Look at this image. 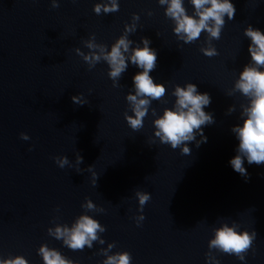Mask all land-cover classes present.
I'll use <instances>...</instances> for the list:
<instances>
[{"label": "water", "instance_id": "obj_1", "mask_svg": "<svg viewBox=\"0 0 264 264\" xmlns=\"http://www.w3.org/2000/svg\"><path fill=\"white\" fill-rule=\"evenodd\" d=\"M98 2L109 0H59L58 8L52 0H0V259L44 264L38 249L46 244L73 264H104L124 251L131 264H264V164L245 159L250 178L230 164L239 144L231 129L249 102L234 91L251 59L245 29L264 31V0H232L235 17L225 15L220 39L205 30L194 43L175 34L169 4L118 0V12L97 15ZM182 4L199 19L191 0ZM125 24L134 30L125 33ZM124 35L133 42L124 53L128 67L113 81L101 48L110 52ZM145 37L157 52L150 76L166 94L138 97L151 103L135 131L125 118L134 115L127 96L136 94L133 77L143 69L130 57ZM208 47L219 54L205 56L200 49ZM77 49L101 59L90 67ZM189 82L210 94L204 110L215 123L203 128L207 142L189 143L191 155H183L154 137L153 122L175 105L176 86ZM65 156L61 168L56 157ZM137 191L151 194L142 213ZM85 215L105 230L91 248L72 250L55 229H71ZM224 224L257 233L244 261L209 247Z\"/></svg>", "mask_w": 264, "mask_h": 264}, {"label": "clouds", "instance_id": "obj_2", "mask_svg": "<svg viewBox=\"0 0 264 264\" xmlns=\"http://www.w3.org/2000/svg\"><path fill=\"white\" fill-rule=\"evenodd\" d=\"M160 4H169L166 15L176 22L174 32L184 43H194L202 31H207L211 38L219 40L222 29L226 23L224 17L228 20L235 17L236 8L232 0H191L195 6L196 15L190 16L182 4V0H159ZM209 5V7H205ZM54 8L59 7V0H52ZM119 11L118 0H109L108 3H96L94 12L100 15L110 14ZM133 19H139L138 14H133ZM214 22V23H210ZM134 30V25L125 24V33ZM245 36L250 38L248 51L251 59L240 72L238 81L235 83L234 91H239L248 98L247 105H241L242 124L233 126L231 131L239 141L237 154L230 160L233 169L244 176L250 178L247 169L244 166L245 159L248 164H264V31L249 25L245 29ZM133 42L127 39V36H121L112 46L111 51L107 52L101 48L103 59L110 65L111 71L109 77L116 81L118 77L127 69L128 64L124 53L129 51V46ZM143 47H136L130 57L132 64L142 68L133 77L136 94H129L127 100L133 105L132 112L134 115L125 113V118L129 126L138 131L144 126V119L148 114V108L151 103L149 99H138L139 96L149 97L152 100H159L166 94V87L163 83H155L150 73L155 69L157 64V52L150 47L151 41L145 37L142 39ZM89 48L97 47L89 42ZM123 49V51H122ZM201 52L207 57L217 56L219 53L215 47L201 48ZM77 53L83 56V59L94 67L99 62L101 55L93 53L84 56L77 49ZM118 87V84H114ZM232 95V93H228ZM173 95L177 98L172 108H166L163 115L154 120V137L158 138L160 143L170 145L172 149L182 148L183 155H191L192 149L189 143L195 141L199 147L202 143L207 142L204 135V126L215 123L212 113L205 112V107L211 104L209 93H201L198 86L194 83H187L186 86H176ZM74 103L80 104L78 96H73ZM235 111V106L228 109V114ZM155 115V109H153ZM197 135L201 137L197 140ZM24 140H28L26 133H21ZM56 162L61 168L68 163L67 157L63 159L56 157ZM78 162H83V157H78ZM136 196L139 200L140 211L143 212V206L151 199V194L144 191H137ZM90 208L94 205L89 202ZM137 219L139 225L145 219L140 215ZM104 231L100 223L91 217L85 215L80 217L75 226L71 229L57 226L55 236L57 239H64V244L72 250H83L85 245L91 248V242L97 239V230ZM49 233L52 230L49 229ZM257 233L252 231H237L235 225L229 226L224 224L215 230V238L210 241V248H217L226 254H235L241 261L245 260V253L252 247ZM103 243V241H101ZM114 245H109L112 248ZM38 254L42 257L44 264H73L61 256L56 250H50L44 244L38 249ZM132 255L128 251L109 256L104 264H131ZM0 264H28V261L22 257L0 259ZM219 264V261H217Z\"/></svg>", "mask_w": 264, "mask_h": 264}]
</instances>
